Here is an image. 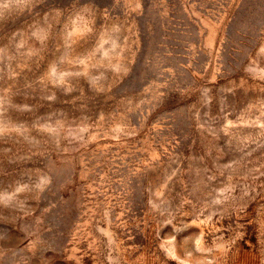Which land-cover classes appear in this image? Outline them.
Wrapping results in <instances>:
<instances>
[{
	"label": "rangeland",
	"instance_id": "rangeland-1",
	"mask_svg": "<svg viewBox=\"0 0 264 264\" xmlns=\"http://www.w3.org/2000/svg\"><path fill=\"white\" fill-rule=\"evenodd\" d=\"M0 264H264V0H0Z\"/></svg>",
	"mask_w": 264,
	"mask_h": 264
}]
</instances>
